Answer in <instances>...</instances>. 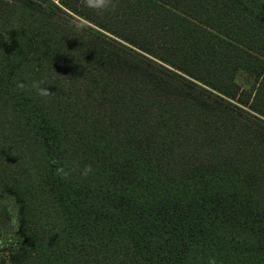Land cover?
Returning <instances> with one entry per match:
<instances>
[{"label":"trees","instance_id":"obj_1","mask_svg":"<svg viewBox=\"0 0 264 264\" xmlns=\"http://www.w3.org/2000/svg\"><path fill=\"white\" fill-rule=\"evenodd\" d=\"M113 2L0 0V264H264V0Z\"/></svg>","mask_w":264,"mask_h":264},{"label":"clouds","instance_id":"obj_2","mask_svg":"<svg viewBox=\"0 0 264 264\" xmlns=\"http://www.w3.org/2000/svg\"><path fill=\"white\" fill-rule=\"evenodd\" d=\"M84 6L91 9H99V8H115V3L113 0H84ZM79 27H84L83 25H79ZM44 85V86H42ZM47 83L45 82H38L34 83V87L38 89L39 95L47 96L49 95V91L46 87ZM19 88H23V84H18ZM91 166H87L84 171V175L86 176L89 172H91ZM58 172L63 173V175L67 176L68 173L64 171V169H59ZM209 264H216V261L214 259L210 260Z\"/></svg>","mask_w":264,"mask_h":264}]
</instances>
